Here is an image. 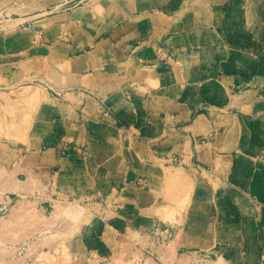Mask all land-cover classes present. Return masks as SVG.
<instances>
[{
    "label": "crops",
    "instance_id": "1",
    "mask_svg": "<svg viewBox=\"0 0 264 264\" xmlns=\"http://www.w3.org/2000/svg\"><path fill=\"white\" fill-rule=\"evenodd\" d=\"M36 8L0 32V84L41 83L16 171L88 211L51 262L132 264L172 218L157 257L264 264V0Z\"/></svg>",
    "mask_w": 264,
    "mask_h": 264
},
{
    "label": "rangeland",
    "instance_id": "2",
    "mask_svg": "<svg viewBox=\"0 0 264 264\" xmlns=\"http://www.w3.org/2000/svg\"><path fill=\"white\" fill-rule=\"evenodd\" d=\"M40 4L45 5V0H0V32L4 33L19 17L28 16L24 15L26 12H43L36 8ZM4 85L0 84V264H57L51 262L52 258L58 257L64 240L77 234L83 212L88 211L72 200L48 199L41 184L16 171L19 148L25 144L23 130L28 115L39 112L41 83H23L33 87L16 91ZM47 91L53 94L50 89ZM12 122L23 126L10 127ZM164 202L172 206V199ZM172 238V218L165 222L157 220L137 241L138 250H144L137 251L132 264H172V257H157L152 248L163 249ZM59 261L58 264H64Z\"/></svg>",
    "mask_w": 264,
    "mask_h": 264
},
{
    "label": "built area",
    "instance_id": "3",
    "mask_svg": "<svg viewBox=\"0 0 264 264\" xmlns=\"http://www.w3.org/2000/svg\"><path fill=\"white\" fill-rule=\"evenodd\" d=\"M163 50L161 48H158L156 50V57H160L162 56ZM167 59L169 58V56L166 57ZM235 108H237V105H234Z\"/></svg>",
    "mask_w": 264,
    "mask_h": 264
}]
</instances>
